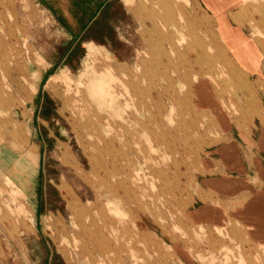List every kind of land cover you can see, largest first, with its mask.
Returning <instances> with one entry per match:
<instances>
[{
    "label": "rangeland",
    "instance_id": "374dc122",
    "mask_svg": "<svg viewBox=\"0 0 264 264\" xmlns=\"http://www.w3.org/2000/svg\"><path fill=\"white\" fill-rule=\"evenodd\" d=\"M146 1L0 0V264H263L191 214L255 42L229 14L262 42L264 0H164V49L163 9ZM107 70L115 104L87 88Z\"/></svg>",
    "mask_w": 264,
    "mask_h": 264
},
{
    "label": "crops",
    "instance_id": "0c3cea01",
    "mask_svg": "<svg viewBox=\"0 0 264 264\" xmlns=\"http://www.w3.org/2000/svg\"><path fill=\"white\" fill-rule=\"evenodd\" d=\"M233 16L230 12L231 27L248 28L247 35L255 42L241 46L243 54L238 63L245 75L235 81L243 86L233 99L240 113H232L230 128L224 129L225 141L208 154L206 171L198 178L199 192L191 219L196 225L224 228L235 242L247 244L250 258L254 252L260 254L264 264V25L257 28L262 32V42H258L250 26L236 22ZM8 163L6 139L0 142L1 175H7Z\"/></svg>",
    "mask_w": 264,
    "mask_h": 264
},
{
    "label": "bare ground",
    "instance_id": "6f19581e",
    "mask_svg": "<svg viewBox=\"0 0 264 264\" xmlns=\"http://www.w3.org/2000/svg\"><path fill=\"white\" fill-rule=\"evenodd\" d=\"M127 1V0H126ZM154 1L155 0H147L146 2L148 3V5H152V3H154ZM155 3H158V8H161V9H163L162 10V12L158 15V18H156V19H158L159 20V27H160V29H161V32H159L160 33V35H161V46H162V48L164 49L165 48V43L166 42H168V43H170L169 41H168V36L167 35H169L170 34V32H169V30H168V28H167V26H168V22H169V18H168V16H167V14H168V4H167V2L166 1H164V0H157V1H155ZM150 7V6H149ZM246 7V6H245ZM243 8H244V6L242 7V12H243ZM167 12V13H166ZM148 18H150L151 20H153V21H156V20H154L153 19V17H148ZM180 19H181V17H180ZM172 23V22H171ZM174 23V22H173ZM18 24V23H17ZM155 25V28L156 27H158V24H154ZM171 25V24H170ZM175 30L177 31V32H179V33H181L182 34V40L180 39V43L179 44H181L182 43V41L183 40H185L184 39V34H183V32H181V27L180 26H177V25H175ZM147 34H148V31H147ZM152 36V35H151ZM151 38V40H153V38L152 37H150ZM231 38V37H230ZM235 39V38H234ZM143 40L145 41V43L147 44V47H151L150 46V40L149 39H147L146 38V35H143ZM156 41V40H155ZM231 41V40H230ZM184 42H186V41H184ZM173 43V42H172ZM231 43H232V41H231ZM238 43V42H237ZM250 43V42H249ZM246 45V44H245ZM250 45V44H249ZM91 47V46H90ZM174 47V46H173ZM172 49V51L173 52H177V50L175 49V48H171ZM171 51V52H172ZM256 51V50H255ZM258 53V52H257ZM28 57V56H27ZM166 57H167V61L168 62H170L171 61V59H169L170 57H169V55L167 54L166 55ZM147 58H145V57H139L138 58V60H137V62L139 63V62H141V61H143V60H146ZM12 61V60H11ZM255 66V65H254ZM256 67V66H255ZM65 71V70H64ZM67 73V72H66ZM91 76V79L89 80V83H88V86H87V88H88V91L92 94V96H98V98L100 99V103L101 104H103L106 100H109L110 101V103H112V104H115L116 102H117V99L120 97V94L119 95H117V94H114L115 92H113V86H112V84L114 83V81H116V79H117V77L116 76H113V74L111 73V70H107V72L106 73H102V74H100V75H96V74H91L90 75ZM178 76L180 77V75L178 74ZM256 76V75H255ZM60 77V76H59ZM67 77V76H66ZM57 78L58 77H53L51 80L52 81H56L57 80ZM66 79V78H65ZM59 80V79H58ZM207 81V80H206ZM210 82V81H209ZM208 82V83H209ZM216 83V82H215ZM80 84H82V82H80ZM197 84V83H196ZM205 84V83H204ZM46 85V84H45ZM79 85V84H78ZM217 85V84H216ZM197 86V85H196ZM212 86V85H211ZM207 87H208V85H207ZM199 88V87H198ZM212 88V87H211ZM199 89H201V88H199ZM199 89H198V91H199ZM205 89V88H204ZM214 90V89H213ZM126 93L127 94H130V91L128 90V88H126ZM207 93H208V91H207ZM209 94V93H208ZM200 95H201V93H200ZM133 97H134V95H132ZM212 96V95H211ZM204 97L205 96H203V99H204ZM209 98V97H208ZM132 99V97H130V99L129 100H131ZM207 99V98H206ZM205 99V100H206ZM211 99V98H210ZM214 100V99H213ZM206 102V101H205ZM208 102V101H207ZM212 102V101H211ZM210 102V103H211ZM223 102V101H222ZM198 104V103H197ZM196 104V105H197ZM207 104H209V103H207ZM215 104V103H214ZM209 106V105H208ZM125 107L127 108V107H130V102H128V101H126L125 102ZM220 107V106H219ZM95 108V107H94ZM212 108V107H211ZM120 109H121V106L119 105V104H117V107L114 109L116 112H119L120 111ZM207 109V108H206ZM215 110V109H214ZM216 116V115H215ZM225 116V115H224ZM219 118V117H218ZM226 119H227V116H226ZM229 122V121H228ZM256 122V121H255ZM220 123V122H219ZM227 123V122H226ZM257 123V122H256ZM225 124V123H224ZM243 125V124H242ZM222 126V125H221ZM225 126V125H224ZM227 126V125H226ZM225 126V127H226ZM229 126V125H228ZM231 129H233V128H231ZM230 129V130H231ZM237 129V128H236ZM223 130H224V128H223ZM227 130V129H226ZM246 137V139H247V136H245ZM248 141V140H247ZM143 144V143H142ZM206 149V148H205ZM220 149V148H219ZM223 152V151H222ZM219 153V152H218ZM104 166H105V173L109 176V177H113V178H115L116 177V174H117V170H116V168H113V169H109V167L107 166V164L104 162ZM22 171V170H21ZM24 173V172H23ZM8 182L9 183H13L12 182V180L11 179H8ZM114 187H115V185L113 184V186L111 187V188H109L108 187V191L109 192H112V191H114L113 189H114ZM194 205V204H193ZM26 218V217H25ZM73 234V233H72ZM73 236V235H72ZM75 237V236H74ZM75 241V240H74ZM178 252V251H177ZM108 255V254H107ZM108 257V256H107ZM132 257H133V255H132ZM110 258V257H109ZM135 258V257H134ZM256 260H258V259H256ZM240 261V260H239ZM226 263H227V261H226ZM240 263V262H239ZM241 263H242V261H241Z\"/></svg>",
    "mask_w": 264,
    "mask_h": 264
}]
</instances>
